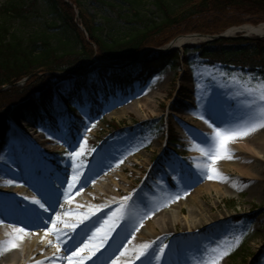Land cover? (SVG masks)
Returning a JSON list of instances; mask_svg holds the SVG:
<instances>
[{
	"label": "rangeland",
	"instance_id": "rangeland-1",
	"mask_svg": "<svg viewBox=\"0 0 264 264\" xmlns=\"http://www.w3.org/2000/svg\"><path fill=\"white\" fill-rule=\"evenodd\" d=\"M87 6L98 18L114 19L95 1ZM26 18L12 20V30L25 37L36 31L54 33L46 25L51 17L28 13ZM193 34L145 48L131 64L113 63L117 68L96 59L95 67L80 77L57 87L48 84L25 101L15 98L0 107V123H6L5 130L16 131L0 146V181L8 182L0 183V215L16 221L0 220L4 228L0 241L17 228L24 230L18 237L22 254L18 264H25L23 257L32 244L31 250L37 246L41 252L33 264H50L55 254H62L63 264L72 255H77L76 264H264V147L257 144L264 137L260 126L264 102L259 99L264 79L219 60L207 64L192 49L198 40L170 51L174 39ZM177 54L179 64L173 67ZM90 83L101 87L91 99L85 90ZM231 92L234 96L229 99ZM209 97L217 101L211 112L207 111ZM250 102L254 106L249 108ZM25 108H32L33 114L22 112ZM77 119L83 126L73 149L49 138L48 132L67 137ZM217 129L236 134L219 159H215ZM168 135L176 142L167 144ZM2 136L6 137L0 128ZM252 138L257 142L254 152L263 159L241 147ZM119 141L131 145L120 157L112 153ZM110 152L114 162L99 169L95 161ZM219 164L227 170L219 169ZM65 175L59 204L48 213L39 209L44 217L51 216L47 227L39 226L43 217L37 218L32 209L39 205L32 202L40 196L29 182L39 178L54 188ZM81 178H87L83 188ZM209 184H218L220 192H208ZM188 227L193 233L187 232ZM110 229L107 242L96 251L94 244H100ZM142 232L148 237L146 243L129 249ZM179 233L182 236L172 241ZM67 235L75 236V241H69L75 247L66 253L61 240ZM164 246L161 255L159 248ZM142 252L152 254L141 256ZM224 252L228 254L222 256ZM0 264L13 263L0 258Z\"/></svg>",
	"mask_w": 264,
	"mask_h": 264
},
{
	"label": "trees",
	"instance_id": "trees-1",
	"mask_svg": "<svg viewBox=\"0 0 264 264\" xmlns=\"http://www.w3.org/2000/svg\"><path fill=\"white\" fill-rule=\"evenodd\" d=\"M92 1L114 19L98 18L87 6ZM28 13L51 17L46 25L54 33L36 31L25 37L12 30L10 22L27 19ZM246 24H264V0H7L0 4V107L15 98L25 101L48 84L83 75L96 59L127 63L145 48L163 46L175 36L219 35ZM192 49L207 64L219 60L264 79V38H220ZM178 60L177 54L173 67ZM82 126L80 119L71 124L72 137ZM175 142L173 135L167 136V144Z\"/></svg>",
	"mask_w": 264,
	"mask_h": 264
},
{
	"label": "bare ground",
	"instance_id": "bare-ground-1",
	"mask_svg": "<svg viewBox=\"0 0 264 264\" xmlns=\"http://www.w3.org/2000/svg\"><path fill=\"white\" fill-rule=\"evenodd\" d=\"M236 31L237 32H244L248 36L252 35V36H257V37H264V25H260V26H257V27H245V28L237 29V30H230L229 33H235ZM192 41H195V38H186V37L178 38V39H176V40H174L172 42V44L170 45L169 49H170V51L175 50V49H180L184 45H186V44H188V43H190ZM233 96H234V94H233V92H231V94L229 95V99H231ZM251 106L253 107L254 103L250 102L248 107L250 108ZM24 110L27 111L29 114H33L32 108H25V109H23L22 112H24ZM258 113H260L259 109L257 110V114ZM0 128H1V130L5 131V136H6L5 138H4V136H2L0 138V146H2L4 144L5 145L7 144L9 138L11 137V135L13 133H16V131H15V129L13 127H11L8 130H5L7 128V125H6L5 122L0 123ZM263 138L260 137V140H259L258 143L255 142L253 138L250 141L246 140V141H244V143H242L241 147L247 153H253L255 155V157H257L258 159H263V155L261 153H257V152L255 153L254 152V148L256 147L255 143H257L259 145V147H262V146L264 147V139ZM19 145L21 147V144H19ZM130 147H131V145H130L129 142H127V141H119L118 145H117V148H114V151H112V153L115 152V154H117V156L120 157L122 154H125L130 149ZM7 149L9 151H12V150H10L11 148L9 146L7 147ZM122 150H124L123 153H121ZM12 153H13V151H12ZM110 153H108L107 156H105L106 158L105 157H101V158H98L95 161V164H100L99 165V169H100V167L101 168L104 167L105 164H111V163L114 162L113 155H112V153L111 154ZM13 160L15 162H17V164L21 163L20 161L18 162V159L16 160V158H14ZM218 167L222 171H226L227 170V168H225L223 166V164H219ZM231 170H233V169H231ZM239 173L241 175L242 174L245 175V172L243 170H240ZM0 183L1 184H8V182L5 181V180H1ZM99 189H100V191L102 190L101 188H99ZM212 189H214L216 191V193L220 192V188H219L218 184L217 185L209 184L208 185V192H211ZM223 195H224V193H223ZM0 220H3L5 222H7L8 224H12V223L16 222V221H13L12 218H10V217H8L6 215H0ZM3 231H4L3 225L0 224V232H3ZM187 232L190 233V234L193 233V231L191 230V227L187 228ZM24 234H25L24 230L21 231V228H17L16 230H13L10 233H8L7 235H5L3 240L0 241V258L1 259L8 260V261L12 262L13 264L20 263L22 254H21V251H20L21 250V243L18 241V237L21 236V235H24ZM69 235H71V234H69ZM69 235H67V236H69ZM158 235H160V234H158ZM165 235L168 236V235H170V233L169 234H165ZM165 235H162V236L160 235L161 237L160 236L159 237L160 238H166ZM181 236H182V234L179 233L178 235L172 236L171 240L172 241L177 240ZM147 238L148 237H147L145 232L139 233L137 235L136 239H134L133 242L128 246V248L129 249H133V248H136V247L137 248L140 247L141 245L146 243V239ZM97 245H99V244H94V246H97ZM32 248H33V244L30 247H28L27 250H26V254L23 257L25 264H33V262L36 260L35 256L37 254L41 253L37 246L35 247L34 250H31ZM171 250L175 251V246L171 247ZM50 255H52V254L50 253ZM50 258L52 260V262L50 264H63L64 260L62 258V254L61 255L55 254L53 257L50 256ZM122 262H124V261H122ZM76 263H77V255L70 256L67 259V262H66V264H76ZM122 264H124V263H122ZM138 264H140V262H138Z\"/></svg>",
	"mask_w": 264,
	"mask_h": 264
},
{
	"label": "snow or ice",
	"instance_id": "snow-or-ice-1",
	"mask_svg": "<svg viewBox=\"0 0 264 264\" xmlns=\"http://www.w3.org/2000/svg\"><path fill=\"white\" fill-rule=\"evenodd\" d=\"M261 102H264V85H262L261 87V95L259 97ZM216 99L214 97H209L208 101H207V111L211 112L215 106H216ZM207 123V121H205ZM214 123V122H213ZM211 127V125H209ZM261 127H264V125H260ZM255 128L253 129H249L248 132H244L241 133L240 135H248L251 131H254ZM49 138H55L59 141H62L64 143V145L68 148V149H73L75 147V145L77 143H79V137H72L71 135V129L69 128V132H68V136L64 137V136H54V134L52 132H48ZM236 134L233 135H225L223 132H221L219 129L216 130V138L218 140V152L219 155H217V157H215V159H219L222 158L223 154L226 151V144L228 143V141L232 140L235 138ZM81 148H83V145H80ZM73 153H69V155H72ZM78 154V153H77ZM78 171V169H77ZM211 175L209 176V179H211ZM78 178L74 175L73 176V182H75ZM66 182V175H65V180L61 181L57 186H55L54 188L51 186H45V184L39 179L37 178L36 181L33 182H29V186L33 188V190L37 193L38 196H40V200H36L33 201V205H39V208H33L32 210L36 213L37 218L40 219L41 217H43V219H41V224L39 226H43V227H47V220L51 219V216H43V213H48L49 209H51L52 211H55V206L57 204H59L60 202V190L63 188V183ZM9 183H11V181H9ZM87 184V178H81L80 179V187L83 188L85 187ZM69 187H73V184L70 183ZM66 195V194H65ZM127 199V198H126ZM41 201H43V203H41ZM45 205H47V207H45ZM39 209H43V213H41L39 211ZM84 220L88 219L87 216H85L83 218ZM99 219V218H97ZM80 223H83V220L80 221ZM87 227V226H86ZM73 228H75V225H73ZM21 231H23V229H21ZM112 229H110L108 232L105 233L103 239L101 240L100 244L96 247V251H99V248L104 246V243L107 242V237L108 235L111 234ZM58 239H61L60 234L57 233ZM69 241H75V236H65L62 238L61 242L64 243L65 246V252L67 253L68 251H71V248L75 247V243H69ZM146 248H148L149 246H145ZM167 246H164L163 248H159V252L162 255L164 253V249ZM95 254V253H93ZM152 254V252H142L140 255L141 256H146V255H150ZM227 252L222 253L221 255H227Z\"/></svg>",
	"mask_w": 264,
	"mask_h": 264
},
{
	"label": "water",
	"instance_id": "water-1",
	"mask_svg": "<svg viewBox=\"0 0 264 264\" xmlns=\"http://www.w3.org/2000/svg\"><path fill=\"white\" fill-rule=\"evenodd\" d=\"M245 27H252V26H241L239 28H236L235 30L242 29V28H245ZM242 33H244V32H242ZM230 37H232V36L228 32L223 34V35H216V36H205V35H202V34H193V35H190V36H186V38H195V40H198V42H200V43H209V42H214V41H216V40H218L220 38H230ZM236 37L237 36H234L232 38H236ZM240 37L247 39L248 35H246L244 33V34H241ZM258 38H264V37H258ZM171 44H172V42H171ZM171 44H169L168 47H170ZM167 51H169V50H167ZM93 67H95V65ZM25 81L26 80H24L23 82H25Z\"/></svg>",
	"mask_w": 264,
	"mask_h": 264
}]
</instances>
